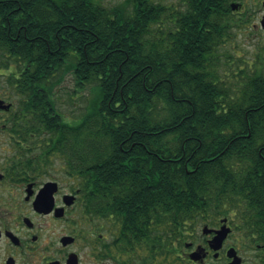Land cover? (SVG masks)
I'll list each match as a JSON object with an SVG mask.
<instances>
[{
  "label": "trees",
  "instance_id": "1",
  "mask_svg": "<svg viewBox=\"0 0 264 264\" xmlns=\"http://www.w3.org/2000/svg\"><path fill=\"white\" fill-rule=\"evenodd\" d=\"M232 1L0 0V132L24 158L62 154L121 231L124 197L127 228L239 213L264 244V67L236 89L215 68ZM68 75L87 92L72 120L55 95Z\"/></svg>",
  "mask_w": 264,
  "mask_h": 264
},
{
  "label": "flooded vegetation",
  "instance_id": "2",
  "mask_svg": "<svg viewBox=\"0 0 264 264\" xmlns=\"http://www.w3.org/2000/svg\"><path fill=\"white\" fill-rule=\"evenodd\" d=\"M232 4V13L246 9L264 33V0ZM16 136L0 132V264H264V244L239 213L173 214L181 220L167 227L146 213L131 229L128 217L140 215L129 214L133 203L123 197L121 231L112 216L96 212L88 182L62 154L24 158L31 150L17 149Z\"/></svg>",
  "mask_w": 264,
  "mask_h": 264
},
{
  "label": "rangeland",
  "instance_id": "3",
  "mask_svg": "<svg viewBox=\"0 0 264 264\" xmlns=\"http://www.w3.org/2000/svg\"><path fill=\"white\" fill-rule=\"evenodd\" d=\"M106 6L125 5L127 0H98ZM167 5L174 10L182 8L183 0H155ZM247 4V2H246ZM253 23L249 19L246 9L242 14L231 13L229 24L231 25L229 36L219 49L218 58L215 61L217 74L234 89L245 81L246 75L260 67H264V33L255 31ZM3 71H0L2 73ZM7 96L8 89L4 78L0 77V93ZM57 108L67 119L79 117L84 112L87 92H81L74 87L71 76H66L64 82L56 89ZM6 103L7 100L0 96ZM9 99V97H8ZM0 116H3L0 112ZM57 159V158H56ZM54 162V161H53Z\"/></svg>",
  "mask_w": 264,
  "mask_h": 264
},
{
  "label": "water",
  "instance_id": "4",
  "mask_svg": "<svg viewBox=\"0 0 264 264\" xmlns=\"http://www.w3.org/2000/svg\"><path fill=\"white\" fill-rule=\"evenodd\" d=\"M238 8L237 4H232L231 5V9L232 10H236ZM262 27L264 28V21H262ZM10 104H5V102L3 100H0V110H8L10 108ZM229 231L228 228L224 229V231L221 233H219L218 239L219 242H221V240L223 239L224 236H226L227 232Z\"/></svg>",
  "mask_w": 264,
  "mask_h": 264
}]
</instances>
